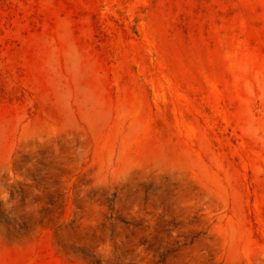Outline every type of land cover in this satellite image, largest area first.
<instances>
[{
    "label": "rangeland",
    "instance_id": "1",
    "mask_svg": "<svg viewBox=\"0 0 264 264\" xmlns=\"http://www.w3.org/2000/svg\"><path fill=\"white\" fill-rule=\"evenodd\" d=\"M0 264H264V0H0Z\"/></svg>",
    "mask_w": 264,
    "mask_h": 264
}]
</instances>
